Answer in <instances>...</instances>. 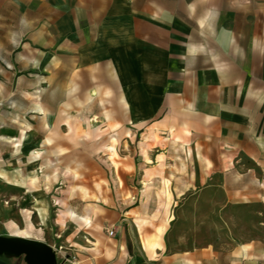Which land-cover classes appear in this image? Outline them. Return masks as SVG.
<instances>
[{
	"label": "crops",
	"instance_id": "1",
	"mask_svg": "<svg viewBox=\"0 0 264 264\" xmlns=\"http://www.w3.org/2000/svg\"><path fill=\"white\" fill-rule=\"evenodd\" d=\"M0 260L264 264V0H0Z\"/></svg>",
	"mask_w": 264,
	"mask_h": 264
},
{
	"label": "built area",
	"instance_id": "2",
	"mask_svg": "<svg viewBox=\"0 0 264 264\" xmlns=\"http://www.w3.org/2000/svg\"><path fill=\"white\" fill-rule=\"evenodd\" d=\"M108 234L110 236H114L115 235V229L114 228L109 229ZM54 250H55L56 254H59L60 256H62L64 262L70 261V258L66 254V249L64 248V246H61V245L57 246V247H55Z\"/></svg>",
	"mask_w": 264,
	"mask_h": 264
},
{
	"label": "rangeland",
	"instance_id": "3",
	"mask_svg": "<svg viewBox=\"0 0 264 264\" xmlns=\"http://www.w3.org/2000/svg\"><path fill=\"white\" fill-rule=\"evenodd\" d=\"M195 222H197L195 225H193L194 226V229H195V231H199V232H202V231H204L205 233H206V218H200V219H195L194 220ZM204 224V227L205 228H202V225ZM204 229V230H203ZM198 232V233H199ZM196 236H198V237H203V236H201V235H196Z\"/></svg>",
	"mask_w": 264,
	"mask_h": 264
},
{
	"label": "water",
	"instance_id": "4",
	"mask_svg": "<svg viewBox=\"0 0 264 264\" xmlns=\"http://www.w3.org/2000/svg\"><path fill=\"white\" fill-rule=\"evenodd\" d=\"M53 253H54V252H53ZM53 255H54V258H55V257H56L55 253H54ZM0 264H8V263H6V262L0 260Z\"/></svg>",
	"mask_w": 264,
	"mask_h": 264
},
{
	"label": "bare ground",
	"instance_id": "5",
	"mask_svg": "<svg viewBox=\"0 0 264 264\" xmlns=\"http://www.w3.org/2000/svg\"><path fill=\"white\" fill-rule=\"evenodd\" d=\"M32 223H33V222H32ZM32 223H31V224H32ZM18 226H19V225H18ZM21 227H22V226H21ZM17 229H18V228H17ZM17 229H16V230H17ZM21 229H22V228H21Z\"/></svg>",
	"mask_w": 264,
	"mask_h": 264
}]
</instances>
